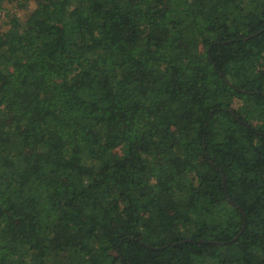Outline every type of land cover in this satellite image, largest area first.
I'll list each match as a JSON object with an SVG mask.
<instances>
[{"label":"trees","instance_id":"1","mask_svg":"<svg viewBox=\"0 0 264 264\" xmlns=\"http://www.w3.org/2000/svg\"><path fill=\"white\" fill-rule=\"evenodd\" d=\"M0 12V264H264V0Z\"/></svg>","mask_w":264,"mask_h":264},{"label":"rangeland","instance_id":"2","mask_svg":"<svg viewBox=\"0 0 264 264\" xmlns=\"http://www.w3.org/2000/svg\"><path fill=\"white\" fill-rule=\"evenodd\" d=\"M13 9H15V8H13ZM32 9L31 8H22V7H19L18 8V12L21 14V16L22 17H26V16H28L32 11H31ZM0 16H1V12H0Z\"/></svg>","mask_w":264,"mask_h":264},{"label":"water","instance_id":"3","mask_svg":"<svg viewBox=\"0 0 264 264\" xmlns=\"http://www.w3.org/2000/svg\"><path fill=\"white\" fill-rule=\"evenodd\" d=\"M224 181H225V179H224Z\"/></svg>","mask_w":264,"mask_h":264}]
</instances>
